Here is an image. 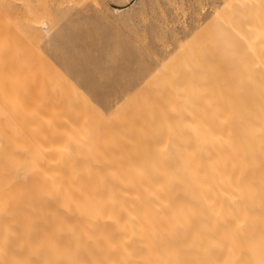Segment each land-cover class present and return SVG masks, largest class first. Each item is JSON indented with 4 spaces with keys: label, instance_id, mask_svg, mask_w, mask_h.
<instances>
[{
    "label": "bare ground",
    "instance_id": "obj_1",
    "mask_svg": "<svg viewBox=\"0 0 264 264\" xmlns=\"http://www.w3.org/2000/svg\"><path fill=\"white\" fill-rule=\"evenodd\" d=\"M225 1L112 115L44 46L70 4L0 8V264H264V0Z\"/></svg>",
    "mask_w": 264,
    "mask_h": 264
},
{
    "label": "rangeland",
    "instance_id": "obj_2",
    "mask_svg": "<svg viewBox=\"0 0 264 264\" xmlns=\"http://www.w3.org/2000/svg\"><path fill=\"white\" fill-rule=\"evenodd\" d=\"M28 1L30 0H0V5L2 6L0 8H2V10L4 9L3 11L1 10V14L5 12V15H7V17L9 16V19H11L13 15L18 14L17 16L22 19V17L25 16L24 14L28 6ZM52 1L62 8L69 4L70 7L66 8V10L62 9L65 11V14L63 11L61 12V9L58 10V12H61V14L57 15L59 19H57V21L52 20L54 25L50 23L52 27L49 32L45 31L44 46H46V51L49 52L48 55L50 54L51 56H49L50 61L57 69L64 73L65 76L71 77L73 83L75 82L81 87L83 93L87 96L84 97L90 99H87L88 101H93V104L98 105L107 115L108 113L109 115L113 113L116 114V112H120V109H128L129 106L126 107L128 101L127 97L135 93V91H137L136 89H138L136 93L139 96H143V93H145V90H142L144 86H147L146 90L147 88L151 89L152 83L150 82L149 86V81H147V79L150 80V75L152 78L153 72H155L157 68L158 71L156 72L158 73L163 70V68H161L162 65L164 68L170 65L182 66L185 62H183V60L189 52L184 50L182 44L186 42V46L189 45L188 47H190L189 43L198 36L204 34L205 36H202V38L210 36L211 30H213L210 29L212 25L215 26V29L217 28L216 26L220 27L222 24L220 21H217L219 17H217V19L215 17V10L217 9L218 11L217 7L221 9V6L226 2L225 0ZM81 4L82 6H80ZM113 5H116L119 11H116V7H113ZM1 14L0 20L4 22L6 17L2 16L4 19L2 20ZM60 15L63 19L60 18ZM212 15H214V17ZM211 17L214 19L212 18L213 20H211ZM53 19H56V17ZM210 20L214 22L211 26H208L210 30L206 27L207 30L205 31V25L208 21L210 22ZM8 22L7 20L5 21L7 29L3 30L5 32L1 33L3 35L9 32L7 31L9 28L8 26H10ZM139 24L142 26H139ZM0 25L2 26H0V30H2L4 24L2 23ZM202 25H204V27H202ZM4 28L6 27L4 26ZM194 30L198 32L196 33ZM213 32L215 31L213 30ZM194 33L197 34V37ZM52 37H54L55 40ZM187 40H189V43ZM51 41L54 43L51 44ZM188 47L185 49L187 50ZM176 52L179 54H176ZM172 53H175L177 56ZM148 57L149 59H147ZM168 58L171 61H169ZM171 58L174 59V61L176 59V61H172ZM177 61L178 63H176ZM169 62H171L170 65ZM184 65L188 66L189 64L185 63ZM231 70L233 69L231 68ZM65 72L67 73L65 74ZM157 73L153 75L156 80L152 78L153 84L154 80L156 81V87L157 78L155 76ZM88 92H90V94ZM132 97L135 98L133 95ZM130 100H132V98ZM134 101L133 99L131 103ZM122 103H124L123 105H125V108H123ZM118 104L122 106H116ZM128 105H130V103ZM115 106L118 107L117 109H119V111L117 110L114 112L116 110ZM122 111L123 110H121V112ZM2 141H6L7 144L9 143L6 139H2ZM2 141L0 142L2 143V145H0L2 147L0 148V153L7 156L6 151L4 152L3 149L5 148L8 153L10 145H6V142L3 143Z\"/></svg>",
    "mask_w": 264,
    "mask_h": 264
},
{
    "label": "snow or ice",
    "instance_id": "obj_3",
    "mask_svg": "<svg viewBox=\"0 0 264 264\" xmlns=\"http://www.w3.org/2000/svg\"><path fill=\"white\" fill-rule=\"evenodd\" d=\"M113 7H116V5H113Z\"/></svg>",
    "mask_w": 264,
    "mask_h": 264
}]
</instances>
